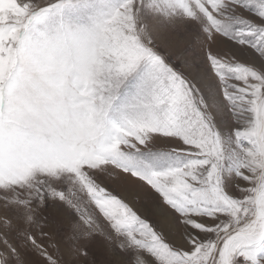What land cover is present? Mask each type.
Listing matches in <instances>:
<instances>
[{
  "label": "snow or ice",
  "instance_id": "1",
  "mask_svg": "<svg viewBox=\"0 0 264 264\" xmlns=\"http://www.w3.org/2000/svg\"><path fill=\"white\" fill-rule=\"evenodd\" d=\"M0 264H264V0H0Z\"/></svg>",
  "mask_w": 264,
  "mask_h": 264
},
{
  "label": "rangeland",
  "instance_id": "2",
  "mask_svg": "<svg viewBox=\"0 0 264 264\" xmlns=\"http://www.w3.org/2000/svg\"><path fill=\"white\" fill-rule=\"evenodd\" d=\"M109 183H111V182H109ZM111 186H112V187H116L117 190L122 191V188H120V187L117 186V185H111ZM93 249H94V251H96L98 254H101V255H102L103 249H102V243H101L100 241H97V242L94 243V245H93Z\"/></svg>",
  "mask_w": 264,
  "mask_h": 264
}]
</instances>
